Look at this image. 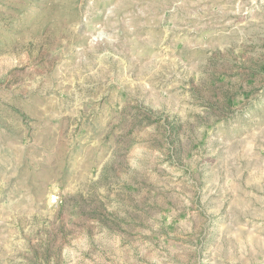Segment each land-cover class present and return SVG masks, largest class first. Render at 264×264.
Returning a JSON list of instances; mask_svg holds the SVG:
<instances>
[{"label":"rangeland","instance_id":"1","mask_svg":"<svg viewBox=\"0 0 264 264\" xmlns=\"http://www.w3.org/2000/svg\"><path fill=\"white\" fill-rule=\"evenodd\" d=\"M0 264H264V0H0Z\"/></svg>","mask_w":264,"mask_h":264}]
</instances>
